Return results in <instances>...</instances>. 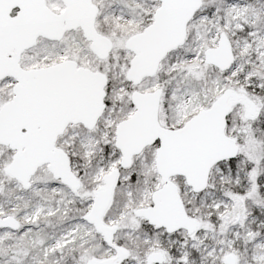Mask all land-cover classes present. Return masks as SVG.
Here are the masks:
<instances>
[{
    "label": "snow or ice",
    "instance_id": "1",
    "mask_svg": "<svg viewBox=\"0 0 264 264\" xmlns=\"http://www.w3.org/2000/svg\"><path fill=\"white\" fill-rule=\"evenodd\" d=\"M0 264H264V0H0Z\"/></svg>",
    "mask_w": 264,
    "mask_h": 264
}]
</instances>
